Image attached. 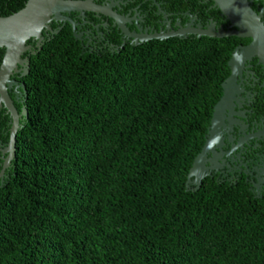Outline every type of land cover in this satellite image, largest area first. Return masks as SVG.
I'll return each mask as SVG.
<instances>
[{
  "label": "trees",
  "instance_id": "obj_1",
  "mask_svg": "<svg viewBox=\"0 0 264 264\" xmlns=\"http://www.w3.org/2000/svg\"><path fill=\"white\" fill-rule=\"evenodd\" d=\"M235 45L184 63L197 47L89 52L68 25L47 40L0 183V264H264V191L186 186ZM8 122L0 110V145Z\"/></svg>",
  "mask_w": 264,
  "mask_h": 264
},
{
  "label": "water",
  "instance_id": "obj_2",
  "mask_svg": "<svg viewBox=\"0 0 264 264\" xmlns=\"http://www.w3.org/2000/svg\"><path fill=\"white\" fill-rule=\"evenodd\" d=\"M234 29L160 32L148 37H136L124 26L122 18L104 11L91 0H26L19 10L0 15V104L8 116L10 130L5 147H0L3 177L15 156L18 114L8 90L23 64L29 67L26 51L30 42L37 40L41 50L44 44L42 31L50 30L52 20H69V17L103 18L111 21L120 37L131 49L149 45H182L197 47L188 62L205 51L230 44H247L233 53L229 65L232 74L222 84L221 99L214 105L213 116L201 152L189 171L187 190L194 193L218 181H250L264 184V164L241 163L240 152L250 145L264 142V131L257 136L245 134L250 115V77L252 72L264 74V24L248 0H210ZM212 27V26H211ZM213 32H212V31ZM56 31L55 33H57ZM75 38L80 37L76 32ZM36 53V52H35ZM234 75V80H231ZM231 81V82H230ZM26 113V112H24ZM208 151V152H207Z\"/></svg>",
  "mask_w": 264,
  "mask_h": 264
},
{
  "label": "flooded vegetation",
  "instance_id": "obj_3",
  "mask_svg": "<svg viewBox=\"0 0 264 264\" xmlns=\"http://www.w3.org/2000/svg\"><path fill=\"white\" fill-rule=\"evenodd\" d=\"M91 1L96 6L102 7L104 11H109L120 16L127 30L136 37H148L160 32L168 33L181 30L186 31L188 28H193L197 32L198 30L208 29H213L215 32L220 29H234L210 0H196L200 5L199 8H194L188 4L187 8L175 7L174 9L169 8L171 0ZM248 1L258 14L262 13L261 20L264 24V0ZM187 2H189V0H187ZM69 18L74 22L75 27L69 20H52L49 23L51 29H44L42 31V42L46 43L47 40H50L52 36L68 25L72 33L76 32L80 35V37L76 39L80 42L84 51L95 53L114 50L118 51L128 44L120 37L114 24L107 19ZM56 31L58 32L55 33ZM36 43L37 40L33 39L29 44L30 48L25 54V58H27L29 62V67L26 64L22 65L18 75L12 81L13 83L8 90L12 103L18 109L25 107L28 100L25 79L30 72L31 55L36 54L39 50ZM245 45L247 44H236L232 55L237 48L239 51ZM229 68L230 72L225 81L230 78V75L232 74V68L230 65ZM231 80H234V75ZM1 108L2 106L0 107V110ZM250 111L246 123L245 134L248 136H257L264 131V74L260 72H252L250 77ZM5 114L4 111V115ZM238 160L241 163L264 164V142L250 145L243 149L238 156ZM246 182L250 183L255 195H262L264 184L257 185L254 182Z\"/></svg>",
  "mask_w": 264,
  "mask_h": 264
},
{
  "label": "clouds",
  "instance_id": "obj_4",
  "mask_svg": "<svg viewBox=\"0 0 264 264\" xmlns=\"http://www.w3.org/2000/svg\"><path fill=\"white\" fill-rule=\"evenodd\" d=\"M8 95H9V93H8ZM9 97H10V95H9ZM11 99V98H10ZM27 99H28V92H27ZM14 105V104H13ZM0 107H1V104H0ZM14 107H15V109L17 110V114H18V116H19V118H18V122H19V129L21 128V127H23V125L25 124V122H27L28 121V119H29V112H28V102H26V105H25V107H21L20 109H18V108H16V106L14 105ZM3 108H1V110H2ZM24 112H26V113H24ZM6 115V114H5ZM213 116V115H212ZM212 119V118H211ZM8 124H9V122H8ZM210 124H211V121H210ZM210 126V125H209ZM209 126H208V130H209ZM18 129V130H19ZM9 130H10V124H9ZM9 130H8V132H9ZM18 132V131H17ZM207 133H208V131H207ZM17 135V134H16ZM9 140V139H8ZM8 143V142H7ZM7 145V144H6ZM6 145H0V147H5ZM15 151H16V146H15ZM201 152V151H200ZM0 155H1V152H0ZM15 157V156H14ZM2 159V158H1ZM12 161V160H11ZM2 163H3V161H2ZM11 164V163H10ZM10 167V166H9ZM8 167V168H9ZM1 168H2V165H1ZM7 168V169H8ZM1 170V169H0ZM5 176H6V174L4 173V175H3V177L0 179V183L2 184L3 182H4V178H5ZM250 189L252 190V188L250 187ZM257 196V195H256Z\"/></svg>",
  "mask_w": 264,
  "mask_h": 264
}]
</instances>
